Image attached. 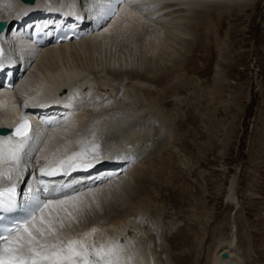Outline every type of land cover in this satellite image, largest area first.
<instances>
[{
	"label": "bare ground",
	"instance_id": "6f19581e",
	"mask_svg": "<svg viewBox=\"0 0 264 264\" xmlns=\"http://www.w3.org/2000/svg\"><path fill=\"white\" fill-rule=\"evenodd\" d=\"M242 1L244 6L252 3V0ZM102 2L0 0V19H7L11 22L9 27L13 26L11 36L5 41L1 39L4 55L0 57V62L8 68L13 64L21 68V73L13 70L17 74L11 89L0 85V125L9 122L12 116L27 115L33 122L31 134L39 138L38 143L32 145V151L22 158L17 171L12 173V179L15 181L18 174L27 173L26 190L35 189L38 185L36 178L45 179V176H40V168L49 166L54 153L64 156L73 151L75 141L78 149L90 140L98 143V149L94 150L96 153L100 151L101 141L107 139L112 145L108 152L99 155L104 163L98 164L92 171H83L75 177L65 175L63 178L74 181L76 186L73 188L84 195L80 197V211L72 218L71 227L60 229L61 238L84 239L89 245L95 244L97 247L119 244L123 249L122 264H187L190 259L188 254L170 255L163 261L154 254L150 238L141 237V219L147 215L154 223L164 211L163 205L161 209L156 206L163 197H159L154 186L155 181L161 180L159 174L163 170L157 166L159 161L156 157L145 158L143 154L145 151L149 154L148 144L155 137L153 131L165 135L163 144L167 142L168 145L172 141L174 129L171 115L165 108L171 104L177 105L171 97L187 88H195L194 85L190 86L193 82L184 76L183 72L188 68L182 55L172 50L175 42H179L181 49L191 44L185 37L187 25L179 23L173 26L172 19L183 20L187 12H200L195 21L199 32H203L201 34L206 38L209 34L218 37L216 20H221L234 5V0H121L116 12L104 23L98 15ZM76 15L82 18L81 26L75 28L80 32L79 38L72 37L55 43L47 41L41 47L32 43L30 36L35 30H49L51 26L48 27V24L64 26L69 21L73 25ZM156 22L164 27L160 28L161 31L150 30ZM136 37L143 39L142 43L131 48L128 42L136 41ZM219 40L215 39L216 48L220 49L218 53L226 57L228 52L219 47ZM118 51L122 55L118 56ZM120 57L123 63L118 61ZM164 57H168L171 63L158 69L156 62ZM116 61L119 65H116ZM203 70L200 69L199 73L202 74ZM98 71L106 76L102 75L97 87L94 86L98 84L97 80L92 76ZM109 75L113 76L110 78L115 82L122 83L117 87L126 89V104L115 103L106 96L116 87L112 85V80L109 82ZM65 78L69 80V85L63 81ZM47 86H52L53 92L61 88H66L67 92L55 98L48 95L50 100L45 101L40 94ZM154 86L159 88L155 92ZM94 88H98L101 94L98 99L94 98ZM220 91L219 84L213 87L215 103ZM214 97L208 102L214 101ZM95 99H100V102ZM104 100L106 103H102ZM33 101L36 105L30 106ZM33 109L38 111L33 112ZM214 110H211L213 116ZM215 127V124L211 126L212 129ZM229 128L231 131L228 129L226 136L232 133L234 126ZM259 135L264 138L263 131ZM0 136L4 139L10 137L8 134ZM167 154L172 157V153ZM248 154L250 160L254 155L253 139ZM38 160L44 164L36 163ZM166 163L163 162V166L169 167V163ZM7 167V163L0 164V171ZM8 183L12 181L0 179V186ZM66 191L70 193L71 190ZM126 196L133 199L132 206L125 205ZM200 207L203 208V203H200ZM65 224H68V220H65ZM93 228L96 229L94 233ZM261 228L264 232V225ZM201 230L195 229L192 241L182 229L177 236H181V243L190 242L189 250H193L202 242L206 230ZM85 233L90 235L85 237ZM234 241V235L219 238L208 251L205 264H243L241 255L245 243L234 245ZM260 251L264 262V247Z\"/></svg>",
	"mask_w": 264,
	"mask_h": 264
},
{
	"label": "rangeland",
	"instance_id": "374dc122",
	"mask_svg": "<svg viewBox=\"0 0 264 264\" xmlns=\"http://www.w3.org/2000/svg\"><path fill=\"white\" fill-rule=\"evenodd\" d=\"M199 14L187 12L183 20L172 19L173 26L187 25L185 37L191 44L182 50L179 42L170 43L173 52L182 55L188 68L184 70V76L195 88H187L171 97L177 105L165 108L171 115L174 129L172 141L169 139L171 144L168 139H164L169 141L168 145L167 142L163 144L165 135L153 131L155 137L148 144L149 154L147 151L143 154L145 158L156 157L157 166L163 170L159 174L161 180L155 181L154 186L159 197H163L156 206L161 209L163 205L164 211L154 223L147 215L141 219V237L150 238L154 254L163 261L173 255L188 254L187 264H205L214 243L219 238L234 235V245L245 243L241 255L243 264H264L259 254L264 247L260 244H264L261 228L264 225V138L259 135L264 132V0H252L248 6H244L242 0H234V5L221 20H216L218 37L202 36L203 32L195 25ZM159 25L156 22L150 30H159L162 27ZM216 38L220 39L218 46L228 52V56L219 55ZM136 39L140 40L139 37ZM137 40L129 41V46L139 45L143 39ZM118 53V56L122 55ZM168 59L158 60L156 67L162 69L170 64ZM118 61L122 62L123 58ZM118 61L116 65H119ZM200 69H204L202 74ZM102 75L106 76L99 71L93 73L92 79L98 83L94 86H99ZM110 77L113 76L109 75V82L112 80L116 87L106 96L115 103L126 104V89L117 87L122 83ZM217 84L221 91L215 103L213 87ZM158 89L153 87L154 92ZM92 91L98 99L101 95L98 88ZM212 96L214 101L208 102ZM97 99L95 101L100 102ZM211 110L216 111L214 116ZM154 124L158 127L156 120ZM214 124L216 127L212 129ZM231 125L234 130L226 136ZM252 139L254 155L249 160ZM167 153H172V157ZM163 162L169 163V167L163 166ZM125 205L132 206L133 199L126 196ZM201 228L206 232L200 245L193 250H189L190 242L181 243V236H177L182 229L192 241L195 229L202 232Z\"/></svg>",
	"mask_w": 264,
	"mask_h": 264
},
{
	"label": "snow or ice",
	"instance_id": "6c2138e0",
	"mask_svg": "<svg viewBox=\"0 0 264 264\" xmlns=\"http://www.w3.org/2000/svg\"><path fill=\"white\" fill-rule=\"evenodd\" d=\"M119 3L120 0H115V4ZM109 14H114V6ZM3 67L0 64V69ZM38 140L29 132L27 120L18 124L7 139L0 136V164L8 165L6 170L0 171V179L12 181L9 187L0 188V217L9 221L5 226L0 220V264H122L123 249L119 244L97 247L84 239L61 238L60 229L71 227L72 218L80 211V197L84 195L71 185L57 186L37 177L40 192L33 193L30 188L23 201L17 200V189L24 176L18 174L13 181L12 173L17 171L22 158L32 151V145ZM77 157L83 162H70ZM102 163L104 161L99 154L94 153L89 159L83 152L74 153L59 166L41 167L40 176L66 175L71 171L92 169ZM66 189H70V193ZM18 210L23 214L12 215ZM65 220H68L67 225ZM95 231L93 228L92 232ZM89 235L84 234L85 237Z\"/></svg>",
	"mask_w": 264,
	"mask_h": 264
},
{
	"label": "water",
	"instance_id": "95a60500",
	"mask_svg": "<svg viewBox=\"0 0 264 264\" xmlns=\"http://www.w3.org/2000/svg\"><path fill=\"white\" fill-rule=\"evenodd\" d=\"M66 1V0H65ZM6 25V21L4 20H1L0 21V33L2 32L3 28L5 27ZM0 130H3L2 132H0V135H4L7 130L5 128H0ZM94 141L93 140H90L88 142H86L81 148H80V153L83 152L85 154L91 152L92 148H93V144Z\"/></svg>",
	"mask_w": 264,
	"mask_h": 264
}]
</instances>
